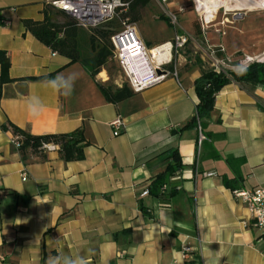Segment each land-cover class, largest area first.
<instances>
[{
    "label": "crops",
    "instance_id": "1",
    "mask_svg": "<svg viewBox=\"0 0 264 264\" xmlns=\"http://www.w3.org/2000/svg\"><path fill=\"white\" fill-rule=\"evenodd\" d=\"M43 4L0 0V50L12 79L0 84V264H264V237L233 194L264 187V85H224L205 122L209 136L198 144V128L184 125L195 114L193 83L205 63L174 58L178 81L168 76L109 102L98 88L109 82L105 70L91 77L26 30L23 20H42ZM135 26L148 47L170 41ZM248 48L241 42L229 51H264ZM49 73L55 80L27 79ZM66 77H74L71 95L58 90L70 87ZM117 116L124 128L113 135ZM7 122L32 135L80 128L84 157L66 162L55 149L23 161L12 132L1 129ZM172 150L183 164L166 183L176 193L142 195Z\"/></svg>",
    "mask_w": 264,
    "mask_h": 264
},
{
    "label": "trees",
    "instance_id": "2",
    "mask_svg": "<svg viewBox=\"0 0 264 264\" xmlns=\"http://www.w3.org/2000/svg\"><path fill=\"white\" fill-rule=\"evenodd\" d=\"M129 3V7L145 6L149 0H123ZM42 20L24 19L23 24L38 41L49 47L52 52L64 56L68 59L67 64L78 62L82 64L91 77H94L108 62L112 61V44L110 36L118 29H112L111 21L98 27L86 29L78 25L77 21L64 10L58 9L49 3H44ZM177 12V11H175ZM56 15H61L63 20L55 19ZM165 20L164 17H159ZM221 56V53H218ZM195 63L203 65L200 60L190 58ZM10 61L4 51L0 50V84L11 82L8 76ZM28 80H55V73H49L38 77H30ZM234 81L242 86L251 87L264 85V62H252L245 69L238 72L222 71L215 72L208 66H203L201 74L195 79L193 86L198 102L195 114L184 125L197 127L199 124L202 135L205 122L208 120L213 108L216 93L229 82ZM98 88L104 98L109 102H119L129 98L134 92L127 82L121 87H114L111 83H98ZM2 130H10L13 140L18 143L15 146L23 161L27 160L28 154H38L42 159L45 157L44 144H54L60 157L68 161L81 160L84 157V148L88 145L82 129H76L69 133L32 135L11 122L1 125ZM183 164L177 150H172L166 159L164 170L155 175L147 186L148 195L169 199L176 193V189L160 191V187L166 184L176 171L182 169ZM227 184V181H225ZM138 206L144 213L141 202Z\"/></svg>",
    "mask_w": 264,
    "mask_h": 264
},
{
    "label": "built area",
    "instance_id": "3",
    "mask_svg": "<svg viewBox=\"0 0 264 264\" xmlns=\"http://www.w3.org/2000/svg\"><path fill=\"white\" fill-rule=\"evenodd\" d=\"M156 1L160 4L164 13L170 19V22L175 25L176 13L182 12L183 9L179 8L177 12H172L166 9L168 8L169 0ZM43 2L64 10L77 21L78 25L86 29L95 28L111 21L118 11H126L129 6V3L123 0H43ZM110 41L112 44V58L123 70L130 89L134 93H137L145 88L162 82L168 76L178 81L177 65L174 63L173 56H176V58H178V56L180 57L183 48L188 42H193V39L191 35L186 32L176 33L170 41L148 47L140 38L135 24L130 23L128 20H124L120 28L110 36ZM165 44H169L167 48L168 57L164 56L160 61H156L153 50H156L157 53H163L164 49L161 48ZM223 51L224 49L221 45H208V53H205L207 59L203 63L215 72L232 71L223 68V65L229 61V57L223 56ZM218 53H221V56H218ZM261 55H259L261 57L246 56L235 65L238 69L237 71H242L254 61L264 62V53ZM132 57H136L137 61L138 58L143 59L142 62L138 61L140 64L138 68H141L140 71L142 72L143 70V73L139 72L138 69L136 70V66H133V68H135V75H137V81L131 77V74L127 70V58ZM130 61L133 62L131 59ZM143 64L146 65L147 72L144 70ZM109 125L113 135H119L124 128L123 121L119 116L111 120ZM197 128L199 130L198 144H200L204 136L200 132L199 124ZM12 143L14 146H18L15 140H13ZM43 147L47 151L57 149V146L51 143L44 144ZM211 174L212 173H207V175ZM166 190L167 184H163L160 187V191L164 192ZM233 194L247 206L253 219L254 228L264 237V187H254L251 189L242 188L234 190ZM142 195H148L147 189L142 192ZM189 250L190 248L187 246L182 248L184 254Z\"/></svg>",
    "mask_w": 264,
    "mask_h": 264
},
{
    "label": "rangeland",
    "instance_id": "4",
    "mask_svg": "<svg viewBox=\"0 0 264 264\" xmlns=\"http://www.w3.org/2000/svg\"><path fill=\"white\" fill-rule=\"evenodd\" d=\"M233 5V2H230ZM194 0H169V11H183L176 13V24L170 22L162 7L156 0H149L145 6L129 7L126 11H118L111 20L112 29H119L124 20L136 25H147L150 30V37L167 36L169 40L176 33L186 32L191 35L193 42H188L181 51V56L206 61L205 53H208V45H221L224 49L223 56L229 57L224 65V69L238 70L235 65L246 56L256 57L264 53L246 55L244 51H237L230 54L229 47L233 44L243 42L248 45V50H264V10L255 9L251 11L237 10L236 8L226 11L223 7L214 13L213 20L205 23V13L203 8L197 10ZM167 10V11H168ZM197 10V11H196ZM164 17L165 20L159 17ZM56 20L62 21L61 15H56ZM164 27V28H163ZM258 53V52H256ZM174 55V54H173ZM262 56V55H261ZM259 56V57H261ZM179 57V56H178ZM176 58V56H173ZM142 62V58H138ZM147 72L145 64L142 65ZM101 70H105L108 75L109 83L127 80L123 70L113 59ZM100 70V71H101ZM104 76V73L102 72ZM137 76V75H136Z\"/></svg>",
    "mask_w": 264,
    "mask_h": 264
},
{
    "label": "bare ground",
    "instance_id": "5",
    "mask_svg": "<svg viewBox=\"0 0 264 264\" xmlns=\"http://www.w3.org/2000/svg\"><path fill=\"white\" fill-rule=\"evenodd\" d=\"M197 10L203 8L205 13V23L211 22L214 17V13H217L219 8L223 7L226 11L236 8L237 10H246L251 11L255 9L264 10V0H194ZM233 2V5L230 3ZM252 12V11H251ZM169 44H165L161 49H164V52L157 53L156 50H153L154 57L156 61H160L162 57H168L167 48ZM133 60V62L130 61ZM140 64L138 63L136 57L127 58V70L131 74V77L137 81L136 73L133 66L138 68ZM141 72V71H139Z\"/></svg>",
    "mask_w": 264,
    "mask_h": 264
},
{
    "label": "clouds",
    "instance_id": "6",
    "mask_svg": "<svg viewBox=\"0 0 264 264\" xmlns=\"http://www.w3.org/2000/svg\"><path fill=\"white\" fill-rule=\"evenodd\" d=\"M59 79V78H58ZM65 80H71V85L70 87H67V88H61V89H58V90H62L63 91V94L65 95H71V91H72V87L74 86V77H71V78H64ZM51 83V82H50ZM65 264H87V261L84 260L83 258H77L76 260H73V261H65Z\"/></svg>",
    "mask_w": 264,
    "mask_h": 264
}]
</instances>
